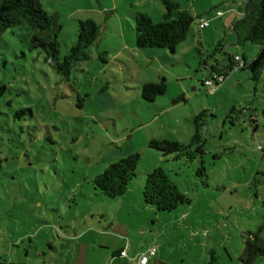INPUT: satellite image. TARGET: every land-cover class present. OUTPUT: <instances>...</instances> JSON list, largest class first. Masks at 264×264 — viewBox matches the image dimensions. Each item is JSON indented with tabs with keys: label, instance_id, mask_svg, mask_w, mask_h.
<instances>
[{
	"label": "rangeland",
	"instance_id": "374dc122",
	"mask_svg": "<svg viewBox=\"0 0 264 264\" xmlns=\"http://www.w3.org/2000/svg\"><path fill=\"white\" fill-rule=\"evenodd\" d=\"M38 1L57 16L60 59L79 20H94L100 34L90 57L65 77L29 46L24 28L2 33L0 264H138L150 248L156 252L147 264H242L248 239L264 243V152L257 149L264 143V66L254 79L232 61L237 55L248 64L259 50L236 43L223 20L237 0H174L195 18L169 59L127 47L132 13L158 22L162 0ZM202 20L209 25L201 28ZM211 66L225 73L213 91L203 84L215 73ZM162 78L165 94L145 101L141 83ZM203 109L202 162L150 146L160 136L187 142ZM130 153L139 158L127 190L100 193L93 176ZM157 166L189 202L168 211L144 204L146 172ZM252 264H264V255Z\"/></svg>",
	"mask_w": 264,
	"mask_h": 264
},
{
	"label": "trees",
	"instance_id": "16d2710c",
	"mask_svg": "<svg viewBox=\"0 0 264 264\" xmlns=\"http://www.w3.org/2000/svg\"><path fill=\"white\" fill-rule=\"evenodd\" d=\"M162 1L164 11L158 22H153L147 13L138 11L132 13L135 21V45L139 48H165L174 52L176 45L186 39L195 17L174 0ZM239 9L240 16L232 27L235 42H252L259 45L258 53L248 64L242 58L241 67L248 66L252 78L257 79L264 66V0H243ZM13 26L24 28L28 35L29 46L43 50L45 60L65 77L76 63L90 57L88 48L97 42L100 34L94 20L89 18L79 20L76 40L60 59L57 39L60 25L55 14L48 13L38 0H0V41L2 33ZM3 87L1 86L0 89ZM140 91L145 101H154L157 96L166 92L165 79L145 82ZM206 111L203 109L192 117L194 131L187 142L159 138L151 139L150 146L161 151L163 155L174 154V159L199 158L202 162L206 141L201 129L206 123L204 119ZM257 149L264 152V143L258 145ZM138 158V153H130L118 158L93 176L91 183L105 196L122 195L136 175ZM203 170L204 167L201 165L198 172L203 173ZM142 199L144 204L152 205L159 211L172 210L180 204L189 202V197L178 189L159 166L147 170ZM258 255H264V243L255 236L254 240L248 239L239 259L242 264H252Z\"/></svg>",
	"mask_w": 264,
	"mask_h": 264
},
{
	"label": "crops",
	"instance_id": "0c3cea01",
	"mask_svg": "<svg viewBox=\"0 0 264 264\" xmlns=\"http://www.w3.org/2000/svg\"><path fill=\"white\" fill-rule=\"evenodd\" d=\"M242 3H243V0H237V4H238V7L237 8H231V9H229L228 11H226L227 12V14H226V16H225V18L223 19L224 20V22L228 25V26H230L231 27V29H232V27H233V23H234V21L240 16V9H239V6H241L242 5ZM163 11H164V9H163ZM221 11V10H220ZM163 14V13H162ZM223 15H224V12H223ZM223 15H222V17H223ZM221 17V16H220ZM126 45V44H125ZM125 45L123 46L124 48H126L125 47ZM127 47H129L130 48V50L131 51H133V52H138L140 55H145V56H150V58H153V56H154V54H158V55H163L164 56V58H168L169 59V57H167L168 55H167V51H169V50H167V49H165V48H139V47H137L136 45H135V36H134V43L133 44H130V45H127ZM143 51V52H142ZM170 52V51H169ZM174 52H175V50H174ZM174 52H170V53H174ZM240 58L242 59L243 57H241L240 56ZM234 64H235V62H233ZM236 65V64H235ZM232 67V66H231ZM232 69V68H231ZM211 71L212 72H215V69H214V67L213 66H211ZM215 73H221V74H225V73H222V72H215ZM213 74H211V76H212ZM150 81H157V80H145V81H143L142 83H141V86H142V84L143 83H145V82H150ZM165 94V93H164ZM159 96H161V95H159ZM158 97V96H157ZM178 97H182L181 95H179ZM177 97V98H178ZM177 98L176 99H174V101H173V103H176V101H177ZM155 100V99H154ZM155 105V104H154ZM190 127H192V126H190ZM193 128H194V125H193ZM191 129V128H190ZM193 131H194V129H193ZM184 134H189L190 132H183ZM155 134H153V135H150V138H155ZM192 136V135H191ZM160 138H165L164 136H160ZM121 251H123V250H121ZM120 251V252H121ZM154 256V255H153ZM153 256H151V257H153ZM148 263H149V260H148Z\"/></svg>",
	"mask_w": 264,
	"mask_h": 264
},
{
	"label": "built area",
	"instance_id": "2783aa9c",
	"mask_svg": "<svg viewBox=\"0 0 264 264\" xmlns=\"http://www.w3.org/2000/svg\"><path fill=\"white\" fill-rule=\"evenodd\" d=\"M223 15V12L220 11V10H217L216 11V14H215V17H220ZM209 25V21L208 20H202L200 23H199V26L201 28H204L206 26ZM232 61L235 62V66H242L243 65V60L240 58V56H237L235 55L233 58H232ZM225 74H221V73H214L212 75V77H208L206 79H204L203 81V84L208 86L209 87V90L210 91H213L216 86L223 80ZM155 252H156V249L155 248H150L147 250L146 253L142 254L139 256L138 258V264H147L148 263V258L150 256H153L155 255ZM121 255H124L125 252L124 251H121L120 252Z\"/></svg>",
	"mask_w": 264,
	"mask_h": 264
}]
</instances>
